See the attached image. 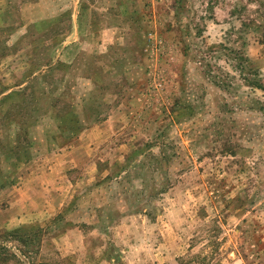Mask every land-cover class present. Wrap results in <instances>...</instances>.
<instances>
[{
  "label": "rangeland",
  "instance_id": "obj_1",
  "mask_svg": "<svg viewBox=\"0 0 264 264\" xmlns=\"http://www.w3.org/2000/svg\"><path fill=\"white\" fill-rule=\"evenodd\" d=\"M0 264H264V0H0Z\"/></svg>",
  "mask_w": 264,
  "mask_h": 264
}]
</instances>
